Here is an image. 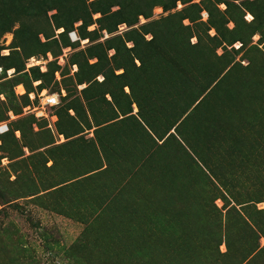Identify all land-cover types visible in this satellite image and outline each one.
Masks as SVG:
<instances>
[{
    "label": "rangeland",
    "instance_id": "rangeland-1",
    "mask_svg": "<svg viewBox=\"0 0 264 264\" xmlns=\"http://www.w3.org/2000/svg\"><path fill=\"white\" fill-rule=\"evenodd\" d=\"M0 124V264H264V0H0Z\"/></svg>",
    "mask_w": 264,
    "mask_h": 264
},
{
    "label": "trees",
    "instance_id": "trees-1",
    "mask_svg": "<svg viewBox=\"0 0 264 264\" xmlns=\"http://www.w3.org/2000/svg\"><path fill=\"white\" fill-rule=\"evenodd\" d=\"M5 125V127H6V130L5 131H3V132H1L0 133V135H3V134H6L7 133V130H8V127H7V125L6 124H4ZM6 132V133H5ZM224 238H223V245H224V247H225V252H227L228 250H230L231 248V244H230V242H231V240H230V237H229V235L227 234V233H225L224 234V236H223ZM212 240H214V236H213V238H211ZM209 242V241H208ZM263 248V247H262Z\"/></svg>",
    "mask_w": 264,
    "mask_h": 264
},
{
    "label": "built area",
    "instance_id": "built-area-1",
    "mask_svg": "<svg viewBox=\"0 0 264 264\" xmlns=\"http://www.w3.org/2000/svg\"><path fill=\"white\" fill-rule=\"evenodd\" d=\"M47 103H49V104H53L54 103V99L53 98H50L48 101H47ZM4 127V129L3 128H1L0 129V132H2V131H5L6 130V127H5V125L4 124H0V127Z\"/></svg>",
    "mask_w": 264,
    "mask_h": 264
},
{
    "label": "snow or ice",
    "instance_id": "snow-or-ice-1",
    "mask_svg": "<svg viewBox=\"0 0 264 264\" xmlns=\"http://www.w3.org/2000/svg\"><path fill=\"white\" fill-rule=\"evenodd\" d=\"M249 19H251V17H249Z\"/></svg>",
    "mask_w": 264,
    "mask_h": 264
}]
</instances>
